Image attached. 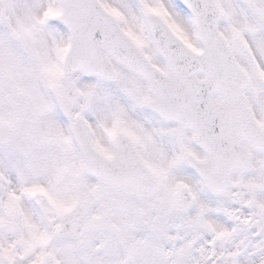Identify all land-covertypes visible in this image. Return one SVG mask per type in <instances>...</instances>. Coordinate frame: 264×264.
<instances>
[{
	"label": "snow or ice",
	"instance_id": "snow-or-ice-1",
	"mask_svg": "<svg viewBox=\"0 0 264 264\" xmlns=\"http://www.w3.org/2000/svg\"><path fill=\"white\" fill-rule=\"evenodd\" d=\"M0 264H264V0H0Z\"/></svg>",
	"mask_w": 264,
	"mask_h": 264
}]
</instances>
